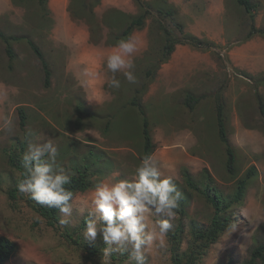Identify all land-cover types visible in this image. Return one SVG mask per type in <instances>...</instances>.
<instances>
[{
  "label": "rangeland",
  "instance_id": "obj_1",
  "mask_svg": "<svg viewBox=\"0 0 264 264\" xmlns=\"http://www.w3.org/2000/svg\"><path fill=\"white\" fill-rule=\"evenodd\" d=\"M60 1L0 0V33L14 55L8 58L0 40V237L16 245L2 264H101L106 245L100 233L95 240L85 237V221L96 218L89 216L95 186L131 180L142 158L143 117L131 106L132 100L148 117L154 144L150 155L161 179L171 177L182 193L163 247L157 242L145 252V264H172L173 255L187 254L191 246L198 251L194 264L248 260L251 250L264 242V119L255 99L258 93L264 103V0H248L252 17L237 0H142L151 14L144 27L128 37L140 41L132 57L137 82L129 83L123 71L117 72L119 89L108 86L113 74L106 68V58L129 20L143 9L135 0L98 4L65 0L58 9ZM160 25L177 38H181L177 25L185 35H193L191 28L196 26L202 34L193 36L213 47L176 45L172 52L176 57L169 58L172 74L166 81L155 79L165 43ZM252 26L256 32L247 38ZM29 42L48 65V88ZM84 68L97 72L98 79L83 83ZM188 94L199 99L192 110L185 104ZM218 102L224 108L225 131L235 156L234 175L225 169V147L217 136ZM76 108L88 114L78 130ZM18 109L24 114L22 124ZM5 119L11 121L9 127ZM159 125H171L168 130L174 134L162 135ZM29 143L52 144L57 165L69 177L86 172L87 190L74 193L71 216L59 213L55 229L35 212L37 204L17 191ZM86 153L93 156L90 169L81 163ZM186 175L195 189L185 183ZM243 180L242 197L233 202ZM9 191L14 192L13 199ZM205 195L216 202L220 219L237 224L235 232L226 231L207 246L195 238L209 227L213 215ZM147 215L149 228L152 221L167 219L154 209ZM62 219L67 224H61ZM111 262L128 264V253L113 252Z\"/></svg>",
  "mask_w": 264,
  "mask_h": 264
},
{
  "label": "clouds",
  "instance_id": "obj_2",
  "mask_svg": "<svg viewBox=\"0 0 264 264\" xmlns=\"http://www.w3.org/2000/svg\"><path fill=\"white\" fill-rule=\"evenodd\" d=\"M140 41L135 38L121 39L116 42L112 52L106 58V68L113 75L108 81L112 89H119L121 83L115 73L123 71L129 83H136L133 54L138 50ZM81 75L83 83L98 79L99 74L84 68ZM5 127L11 121L5 119ZM181 147L183 145H174ZM57 149L50 143H29L28 150L22 156L23 178L17 184V191L27 195L36 204L58 209L65 217L71 216L69 203L74 193L65 187L70 183L69 175L57 165ZM182 193L178 191L171 177L161 179L157 161L151 155L141 158L131 180L122 179L112 184L101 183L94 188L92 204L94 208L86 218V238L95 240L102 235L106 247L102 250L101 264H112L113 252L128 253V264H145V252L157 246L163 247L172 228L171 218L177 215ZM154 209L167 219L152 221L149 228L148 215ZM66 219L60 221L67 224ZM237 230V224L229 225V233Z\"/></svg>",
  "mask_w": 264,
  "mask_h": 264
},
{
  "label": "trees",
  "instance_id": "obj_3",
  "mask_svg": "<svg viewBox=\"0 0 264 264\" xmlns=\"http://www.w3.org/2000/svg\"><path fill=\"white\" fill-rule=\"evenodd\" d=\"M39 3H43L45 0H38ZM100 0H93V4H98ZM137 4L143 9V13L140 15L133 17L129 20L128 24L125 26V28L121 31L120 35L116 38V42L121 40V39H127L131 33L135 30H141L144 25H145V19L148 15L151 14L149 10V6L147 3L143 2L142 0H135ZM238 4L241 5L244 10L249 14L250 17H252L251 11H252V6L249 4L248 0H237ZM159 15H171L172 12H157ZM160 31L163 34L164 37V46H163V52H162V59L160 61V64L165 63L170 55L172 54L174 47L176 45H190L194 48L197 49H203V50H209L212 49L213 44L201 40L193 35H185L182 31L181 26H176L179 33L181 34V38H177L174 35H172L171 32H169L165 27L162 25L159 26ZM256 32V29L254 26H252L251 31L248 34L247 38H250L253 33ZM0 40L4 43L5 45V52L8 56L9 59H13V51L12 48L9 44V40L3 36L2 33H0ZM94 43H98L94 42ZM93 43V44H94ZM29 47L31 51L35 54V56L39 59L41 62V65L44 70V86L46 88L49 87L50 85V71L48 69L47 63L44 61L41 52L39 49L32 43L29 42ZM148 76L152 74L151 71H147L146 73ZM255 99H256V104L258 107V110L261 114V116L264 119V103L263 100L261 99L260 95L258 93H255ZM198 98H194L192 95L188 94L186 95L185 98V104L186 106L192 110L194 106L198 103ZM131 106L135 107L137 109V112L143 117L142 121V136H143V149H142V157L145 155H150L153 148L154 144L151 140L150 136V131L148 127V121H147V116L145 115L143 109L141 106L135 101H131ZM223 105L221 102H218L215 106V117H216V126H217V136L219 141L224 145L225 147V169L228 174L234 175L235 173V156L233 153V150L229 144L226 131H225V126H224V120H223ZM18 114L20 118V123L22 124L24 122V114L21 109H18ZM76 112V119L74 121V127L75 129H80L81 124H82V118L84 116H88V114L80 111L78 108L75 109ZM147 117V118H146ZM93 159V156H91V153H86L82 156V165L84 168H91V160ZM94 163H96L95 160H93ZM86 171V170H85ZM93 172V171H92ZM253 172L252 170L250 171V175H252ZM70 183L65 185L66 188L71 190L73 193H81L85 190H87L88 185H87V176L86 172H77V174H74L73 176L69 177ZM185 183L192 189H195L194 184L192 183L191 179L186 175L184 177ZM245 184L246 182L239 181L237 184V190L233 198V202H238L240 198L242 197L243 191L245 189ZM8 197L13 199L14 198V192L9 191L8 192ZM209 203L212 205L213 208V215L211 217L210 225L205 231H200L196 233L195 238L198 240H203V246H207L208 244H212L216 242L226 231L229 229V225L233 223L230 219L227 220H222L219 217V208L214 200L208 197V195H205ZM228 208V205L226 206ZM34 210L38 215L45 220V224L48 227H51L53 229L56 228V224L58 223V215H59V210L54 209V208H49L46 206H41L35 205ZM36 224V222L34 223ZM74 242V241H72ZM15 244L8 240L6 237H0V264H2L9 256L11 253L14 252L15 249ZM176 248V247H175ZM174 246L172 249L175 251ZM197 253L196 249L194 247H189L188 248V253L187 254H182L181 256H176L173 255L172 259V264H181V262L184 260L186 264H194L197 258ZM88 258H91V253L88 255ZM264 264V242L261 244H258L255 246L249 255L248 260L243 262L242 264Z\"/></svg>",
  "mask_w": 264,
  "mask_h": 264
},
{
  "label": "crops",
  "instance_id": "obj_4",
  "mask_svg": "<svg viewBox=\"0 0 264 264\" xmlns=\"http://www.w3.org/2000/svg\"><path fill=\"white\" fill-rule=\"evenodd\" d=\"M63 1H65V0H61L60 1V3H58L57 4V8L58 9H61L62 7H63ZM101 1L102 0H100L99 1V3H101ZM103 2V1H102ZM100 6V5H99ZM3 13V11H2V9L0 8V15ZM199 30H201L200 28H198V27H194V28H191V33L193 34V35H196V36H200L202 33L199 31ZM83 34H85V36H86V38H88V36H89V32H83ZM198 56V55H197ZM170 57L173 59V58H175L176 57V54H171L170 55ZM169 57V58H170ZM183 59H184V57H183ZM172 60H167V62H165V63H163V64H161L160 66H159V68L157 69V71H156V74H155V79H157V78H163V81H166V76H170L171 74H172V72H170L171 70H172ZM159 127L161 128V134L162 135H164V136H166V135H169V134H174L173 132H170L169 130L172 128L171 127V125H167V126H160L159 125ZM169 129V130H168ZM172 140V139H171ZM166 143V141L165 142H163V143H161V144H165Z\"/></svg>",
  "mask_w": 264,
  "mask_h": 264
}]
</instances>
